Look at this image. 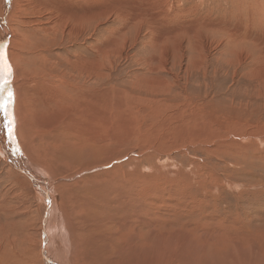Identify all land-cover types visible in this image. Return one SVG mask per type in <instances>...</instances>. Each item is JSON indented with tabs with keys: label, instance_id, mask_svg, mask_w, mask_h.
I'll list each match as a JSON object with an SVG mask.
<instances>
[{
	"label": "rangeland",
	"instance_id": "1",
	"mask_svg": "<svg viewBox=\"0 0 264 264\" xmlns=\"http://www.w3.org/2000/svg\"><path fill=\"white\" fill-rule=\"evenodd\" d=\"M113 2L99 0L98 33L88 26L83 40L53 49L56 62L74 53L97 60L98 142L117 149L116 161L98 170L110 172L96 182L101 192H125L131 182L130 202L146 208L149 231L135 239H150L152 256L157 248L167 264L183 254L192 264L201 256L209 264L222 257L264 264V0H130L122 6L129 21ZM53 136H28V146L43 137L47 144L25 148L24 168L43 164L51 177L65 176L88 160L87 146L70 137L69 153ZM6 158L0 149V264H44L46 187L38 190ZM49 175L59 197L63 188ZM129 233L118 241H131Z\"/></svg>",
	"mask_w": 264,
	"mask_h": 264
},
{
	"label": "bare ground",
	"instance_id": "2",
	"mask_svg": "<svg viewBox=\"0 0 264 264\" xmlns=\"http://www.w3.org/2000/svg\"><path fill=\"white\" fill-rule=\"evenodd\" d=\"M129 1L103 0L108 4L113 2L112 6L117 10L115 14L124 16L127 18L126 21L135 20L128 19L127 13L129 12L123 11V4ZM134 14L136 17L140 16V12ZM0 17L2 18V21L0 20L2 22L0 23V46H6L13 69L11 87L15 98L14 115L20 153L17 154L16 145L9 144L3 135H0V149L16 169L27 174L25 175L31 179L38 190L41 191L46 187L47 192L43 191L45 195L42 207L45 219L42 221L41 230L43 246L41 251L44 253V264H167V259L163 258L165 256L157 248L152 256L150 239L144 240V238V241L135 239L140 234L147 236L149 231L146 208L144 210L141 206L138 207V204L132 203L133 201L130 202L135 191L131 182L126 184L125 192H119L118 187V192L115 191V194L109 197L105 196L103 191L101 192L99 184L96 183L99 179L101 182L106 176L108 179L110 178V172L98 171L101 169L100 166L107 160L116 161L117 158L113 152L117 149L114 148L115 150L107 152L109 147L100 145L98 142L99 66L97 60L87 62L81 53L60 57L57 62L53 60L58 55L53 53V49L55 46L56 48L60 47L63 40L75 45V42L83 40V32L88 26H91L95 33L97 32L99 0H0ZM157 28H160L159 24H157ZM251 43L253 44V42ZM92 67L93 69H91ZM87 77H93L92 85L88 83ZM52 103L56 105L57 109L50 107ZM51 113L56 114L53 116ZM2 123L3 114L0 113V124ZM116 129L119 131L120 127L115 126L110 132ZM46 133H53L55 134L53 138L56 136L58 139L60 138L59 146L63 141L67 150L71 149L67 145V139L75 138L77 144L81 142L82 147L83 145L87 146L86 158L89 155L88 160L86 159L76 171L65 176H59V174L51 177L48 172H45L47 168L43 164L39 166L42 170L37 168L38 170L28 171L30 169L24 168L27 165L21 162L22 160L28 162L25 148H30L33 143L36 147L44 148V144L47 142L44 137L36 138L31 146H28L26 139L29 135L34 136L35 134L37 137V134L44 135ZM47 137L49 139L51 136ZM106 138L110 141L113 136ZM55 139L53 140L55 141ZM128 144L124 153L131 151ZM69 145L71 144L69 143ZM69 153L67 156L74 163L75 156L71 157ZM76 164L78 165V163ZM117 166L122 170V165L117 164ZM47 174L52 180L55 178L54 184L62 186V191L60 194L58 193L59 197H57V193H54L56 191L51 190L50 185L53 183ZM122 175L124 178L126 177L125 172ZM107 178L106 180H108ZM101 185L102 188L105 187L104 184ZM59 198L60 203L58 202ZM135 212H137L138 218L133 215ZM114 213H128L130 218L121 220L122 218L118 219ZM70 214L77 216L79 220L73 219V221ZM112 214L114 215L111 216ZM135 220L138 223H135ZM128 231H132L129 233L133 237L132 240L129 242H121L122 239L118 241L117 236L122 233L126 234ZM0 245L1 248L3 244ZM161 246L157 244V247ZM174 257L178 260L170 259L173 264L191 263L186 256V258L184 257V254L174 255ZM222 258L217 259L223 264H254L256 257L245 260L238 258L235 261L230 260V257ZM194 263L209 264L203 256L197 258Z\"/></svg>",
	"mask_w": 264,
	"mask_h": 264
},
{
	"label": "snow or ice",
	"instance_id": "3",
	"mask_svg": "<svg viewBox=\"0 0 264 264\" xmlns=\"http://www.w3.org/2000/svg\"><path fill=\"white\" fill-rule=\"evenodd\" d=\"M12 79L13 69L6 46H0V113L3 114L0 135H3L9 144L16 145V151H19L14 115L15 98L11 87Z\"/></svg>",
	"mask_w": 264,
	"mask_h": 264
}]
</instances>
